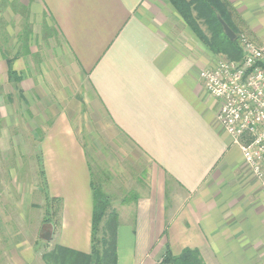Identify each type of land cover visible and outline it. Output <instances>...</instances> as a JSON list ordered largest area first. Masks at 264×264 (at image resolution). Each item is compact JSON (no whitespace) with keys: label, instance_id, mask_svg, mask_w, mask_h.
Segmentation results:
<instances>
[{"label":"crops","instance_id":"crops-1","mask_svg":"<svg viewBox=\"0 0 264 264\" xmlns=\"http://www.w3.org/2000/svg\"><path fill=\"white\" fill-rule=\"evenodd\" d=\"M223 1L237 36L264 44V0ZM219 59L167 0H0V151L37 146L57 215L0 237V264L89 255L93 189L117 216L116 264L167 249L264 264V194L199 78Z\"/></svg>","mask_w":264,"mask_h":264},{"label":"built area","instance_id":"built-area-1","mask_svg":"<svg viewBox=\"0 0 264 264\" xmlns=\"http://www.w3.org/2000/svg\"><path fill=\"white\" fill-rule=\"evenodd\" d=\"M241 59H219L199 73L206 92L220 102L217 121L241 150L264 194V44L237 36Z\"/></svg>","mask_w":264,"mask_h":264},{"label":"trees","instance_id":"trees-1","mask_svg":"<svg viewBox=\"0 0 264 264\" xmlns=\"http://www.w3.org/2000/svg\"><path fill=\"white\" fill-rule=\"evenodd\" d=\"M186 25L214 55L225 56L228 60L241 59V51L237 42H229L224 36L218 22L219 16L224 23L237 35L232 24V13L223 0H167ZM41 160V159H39ZM42 161V160H41ZM39 162V161H38ZM40 176L44 178L43 163L40 162ZM47 202L48 198H46ZM108 201L99 191L93 189V215L91 252L89 255L75 253L60 247H55L48 261V256H42L46 264H58V253L78 255L74 264H116V230L118 226L115 213H107ZM51 214V212H50ZM47 219L43 221L46 223ZM103 224V226H101ZM99 235V236H98ZM158 264H205L197 250L185 249L180 255L173 256L167 249Z\"/></svg>","mask_w":264,"mask_h":264},{"label":"rangeland","instance_id":"rangeland-1","mask_svg":"<svg viewBox=\"0 0 264 264\" xmlns=\"http://www.w3.org/2000/svg\"><path fill=\"white\" fill-rule=\"evenodd\" d=\"M31 31L45 33L44 28L32 27ZM244 34V33H239ZM37 40H34L36 44ZM2 124V122H0ZM15 139V140H14ZM20 137L13 138L16 143L18 152L5 153L0 151V237L8 238L12 233L14 234L17 226L21 225L23 218L30 227V231L36 228L39 221L43 226H50L52 223H57V215L51 216L49 205L44 200L45 186L42 177L39 173L41 156L35 151L37 146L23 145V152L20 151ZM4 137H0V144L4 141ZM30 141V140H29ZM32 149V152H28ZM39 161V162H38ZM56 209H55V212ZM27 215V216H26ZM47 219L46 223H43ZM21 222V223H20ZM53 227V225H52ZM47 230V231H45ZM49 229L45 227L44 235H40L42 246L50 243ZM99 236V235H98ZM47 247V246H46ZM45 252L43 256H48L50 260V253ZM60 255L58 264H74L78 260V255L58 253Z\"/></svg>","mask_w":264,"mask_h":264},{"label":"water","instance_id":"water-1","mask_svg":"<svg viewBox=\"0 0 264 264\" xmlns=\"http://www.w3.org/2000/svg\"><path fill=\"white\" fill-rule=\"evenodd\" d=\"M218 22L222 28L224 36L229 42H235L237 40V35L224 23V21L218 16Z\"/></svg>","mask_w":264,"mask_h":264}]
</instances>
